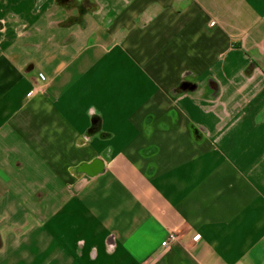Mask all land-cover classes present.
I'll return each mask as SVG.
<instances>
[{"label":"crops","instance_id":"crops-1","mask_svg":"<svg viewBox=\"0 0 264 264\" xmlns=\"http://www.w3.org/2000/svg\"><path fill=\"white\" fill-rule=\"evenodd\" d=\"M0 264H264V0H0Z\"/></svg>","mask_w":264,"mask_h":264},{"label":"built area","instance_id":"built-area-1","mask_svg":"<svg viewBox=\"0 0 264 264\" xmlns=\"http://www.w3.org/2000/svg\"><path fill=\"white\" fill-rule=\"evenodd\" d=\"M214 24V21L211 23V25ZM36 92H32L31 96L34 95ZM177 241V236L174 234H171L169 239L162 243V246L165 248H170L174 242Z\"/></svg>","mask_w":264,"mask_h":264}]
</instances>
